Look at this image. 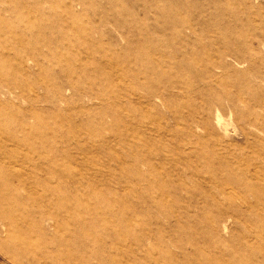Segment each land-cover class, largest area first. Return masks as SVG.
<instances>
[{
    "label": "rangeland",
    "instance_id": "1",
    "mask_svg": "<svg viewBox=\"0 0 264 264\" xmlns=\"http://www.w3.org/2000/svg\"><path fill=\"white\" fill-rule=\"evenodd\" d=\"M0 187V264H264V0H0Z\"/></svg>",
    "mask_w": 264,
    "mask_h": 264
},
{
    "label": "bare ground",
    "instance_id": "2",
    "mask_svg": "<svg viewBox=\"0 0 264 264\" xmlns=\"http://www.w3.org/2000/svg\"><path fill=\"white\" fill-rule=\"evenodd\" d=\"M217 118H218V117H217ZM217 118H216V119H217ZM218 119H219V118H218ZM219 121H220V120H219ZM221 125H222V124H221ZM225 126H226V125H225ZM226 127H227V126H226ZM226 129H227V128H226ZM2 182H3V181H2ZM6 184H7V183H6ZM4 185H5V184H4ZM6 186H9V185H6ZM6 186H5V189H6ZM9 187L11 188V186H9ZM9 187H7V189H8ZM0 188H1V187H0ZM5 189H4V190H5ZM11 189H12V188H11ZM0 193H1V192H0ZM2 193H3V192H2ZM5 193H6V192H4V196H5ZM2 195H3V194H2ZM2 195H1V196H2ZM8 195H9V194H8ZM1 196H0V197H1ZM6 197H7V195H6ZM10 197H11V196H10ZM10 197H9V198H10ZM2 199H3V198L1 197V200H2ZM4 199H5V198H4ZM4 199H3V200H4ZM10 199H11V198H10ZM27 200H28V199H27ZM5 201H6V200H5ZM7 201H8V200H7ZM7 201H6V202H7ZM11 201H12V200H11ZM23 201H24V199H23ZM2 202H3V201H2ZM6 202H4V203L6 204ZM8 202H9V204H11L10 201H8ZM8 202H7V203H8ZM19 202H20V201H19ZM19 202H18V203H19ZM4 203H3V205H4ZM14 203H15V202H14ZM22 203H23V202H22ZM24 204H25V203H24ZM24 204H23V205H24ZM3 205H2V206H3ZM17 205H19V204H17ZM2 206H0V209L2 208ZM7 206H8V205H7ZM7 206H5V207L7 208ZM9 206H10V205H9ZM15 206H16V205H15ZM20 206H21V205H19V207H20ZM3 207H4V206H3ZM10 208H11V207H10ZM13 208H14V207H13ZM20 208H21V207H20ZM2 210H3L2 213H4L5 209H1V211H2ZM9 210H10V209H9ZM11 210L14 211L15 208H14V210L11 208ZM19 210H20V209H19ZM1 211H0V212H1ZM17 211H18V210H17ZM21 211H22V210H21ZM18 212H19V211H18ZM23 212H24V211H23ZM23 212H21V213H23ZM0 214H1V213H0ZM8 214H9V211H8ZM14 214H16V213L14 212ZM18 215H19V216H22V215H20V213H19ZM23 215H24V214H23ZM27 215H28V214H27ZM11 216H12V214H11ZM11 216H10V217H11ZM13 216H15V215H13ZM16 216H17V215H16ZM16 216H15V217H16ZM25 216H26V215H25ZM25 216H23V217H25ZM0 217H1V215H0ZM2 217H3V216H2ZM15 217H14V218H15ZM23 217H22V218H23ZM28 217H29V216H28ZM71 217H72V216H71ZM29 218H30V217H29ZM29 218H28V219H29ZM31 218H32V217H31ZM16 219H17V218H16ZM20 219H21V218H20ZM26 219H27V218H26ZM0 220L2 221V219H0ZM30 220H31V219H29V221H30ZM3 221H4V220H3ZM20 221H21V220H20ZM20 221H19V222H20ZM24 221L27 222L26 220H24ZM6 222H7V221H6ZM15 222H16V221H15ZM17 223H18V221H17ZM29 223H30V222H29ZM35 223H36V221H35ZM6 224H7V223H6ZM25 224H26V223H25ZM7 225L11 228V231H13L12 228L14 229L15 226H13L12 223H8ZM28 225H29V224L27 223V226H28ZM105 225H107V224H105ZM8 226H7L6 228L9 229ZM18 226H20V225H18ZM24 226H25V225H24ZM32 226H33V225H32ZM107 226H108V225H107ZM34 227H35V226H34ZM6 228H5V229H6ZM16 228H17V226H16ZM18 228H19V227H18ZM88 228H89V227H88ZM19 229H20V231H21V229H23V228L20 227ZM17 230H18V229H16V231H17ZM28 230H29V228H28ZM8 231H9V230H8ZM14 231H15V230H14ZM14 231H13V232H14ZM6 232H7V231H6ZM74 232H75V231H74ZM22 233H23V232H22ZM25 233H26V232H25ZM7 234H8V233H7ZM9 234H10V232H9ZM18 234H19V233H18ZM83 234H84V233H83ZM87 235L89 236V234H87ZM87 235H86V236H87ZM19 236H20V235H19ZM19 236L14 232V233H11L10 236H7V238H5V242H6L5 245H7V246L10 248V250L12 251V253H13V252H16V251H17V252L19 251V253H21V252L23 253V252L26 250V248L29 246L28 243H26L27 240H26L25 242H24V240H23V237H25V235L22 236V238L20 237L21 239L19 238ZM88 236H87V237H88ZM90 236L92 237V235H90ZM25 238H26V237H25ZM92 238H93V237H92ZM29 239H30V238H29ZM16 241H18L19 243L17 244ZM23 242H24V243H23ZM21 243H23V244H21ZM63 243H64V242H63ZM20 244H21V245H20ZM30 246H31V245H30ZM30 246H29V247H30ZM14 247H15V248H14ZM28 250H29V249H28ZM68 250H69V249H68ZM6 254L8 255L7 258L11 260V255L9 254V252H7ZM70 254H71V251H70ZM70 254H69V255H70ZM69 255H68V256H69ZM55 256H56V255H55ZM62 257H63V255H62ZM72 258H73V257H72ZM69 259H70V258H69ZM73 260H74V259H73ZM73 260H72V261H73ZM76 261H78V260H76ZM66 264H67V263H66Z\"/></svg>",
    "mask_w": 264,
    "mask_h": 264
}]
</instances>
